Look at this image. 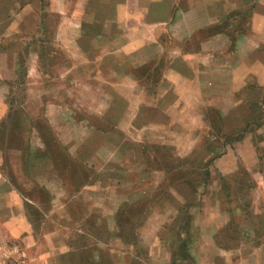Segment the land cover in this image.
Segmentation results:
<instances>
[{
    "label": "crops",
    "instance_id": "1",
    "mask_svg": "<svg viewBox=\"0 0 264 264\" xmlns=\"http://www.w3.org/2000/svg\"><path fill=\"white\" fill-rule=\"evenodd\" d=\"M235 1L48 0L45 15L31 18L34 2L0 0V130L7 136L10 124H19L11 114L19 71L27 93L17 104L33 120L20 129L25 148L0 142V264H94L96 258L77 254L87 250L74 246L70 234L91 215L109 229L96 252L108 244L123 259L113 264H128L138 248L147 250L150 264H172L182 238L168 226L185 205L187 250L197 259L194 247L215 249V233L231 218L217 207L223 177L241 166L264 200V121L258 116L249 129L251 111L241 118L237 112L264 108V0L248 7ZM235 9H248V17L241 24L223 20ZM51 26L57 47L48 51L43 37ZM26 39L35 47L20 63ZM165 40L176 46L167 48ZM165 52V69L143 82L139 69ZM44 72L57 89L37 117L31 106L42 104L36 89ZM77 86L87 91L78 95ZM243 122L241 135L230 139ZM14 154L29 185L46 193L45 208L10 179L3 165ZM199 186H207L203 197ZM153 193L157 198L148 201ZM206 201L210 212L203 211ZM138 205L127 217L129 224L140 220L131 241L121 219ZM79 231L90 233L84 225ZM240 249L264 252V240ZM247 263L241 256L235 264Z\"/></svg>",
    "mask_w": 264,
    "mask_h": 264
},
{
    "label": "rangeland",
    "instance_id": "2",
    "mask_svg": "<svg viewBox=\"0 0 264 264\" xmlns=\"http://www.w3.org/2000/svg\"><path fill=\"white\" fill-rule=\"evenodd\" d=\"M19 1H25V0H19ZM29 2H34L36 5V8L34 9V12L30 14V17L33 18V16L38 17V12H42V16L45 15L46 11L44 10L45 5L47 4L48 0H26ZM182 5H185L187 3V0H181ZM40 2V3H39ZM252 0H236V6H250L252 4ZM14 8V7H13ZM11 9L14 11L15 9ZM41 8V9H39ZM242 8V7H241ZM39 9V11H38ZM86 13L91 14V11L88 10ZM248 17V9H243V10H237L235 9L234 11L229 12L226 16L225 19L226 21H231L234 20L237 23L241 24L246 18ZM31 29L33 28L32 25H30ZM54 27L51 26L48 28V30H45L44 34V39L45 43H43V46L45 49L48 51H51L52 49H55L57 47V42L55 39H51V36L54 33ZM47 36H50L47 38ZM200 40H197L193 42L192 44H198ZM25 48H26V55H21V58L19 59L20 63L23 61V63H27L30 59V55H28L29 47L32 50L34 46V41L30 39L25 40ZM164 45L168 48H173L175 47V41H169L165 40ZM43 47V48H44ZM188 46H185V48H188ZM44 51V50H43ZM28 52V53H27ZM24 59H23V58ZM167 52H165L162 56L157 58L154 61V66L155 68L159 69L160 72H162L165 69V66L167 64ZM42 65H45L47 62L46 60L41 62ZM19 69L21 67H18ZM157 72V73H160ZM43 79H46L44 82L39 85L40 88L36 89L37 95L40 92V95L42 97L41 99V105L39 106L38 104H35L34 106L32 105L33 109V115L37 116L40 113V107L43 105V101L45 99H51L54 97H51L50 94H52L53 88L56 90L57 86H54V84H51V81H47L49 78V74L47 72H44ZM16 80L19 82V85L15 88L12 89V94L11 98L13 101V105L11 108H15V110L12 111V120L18 121L19 124L16 125V129H12L13 123L10 124V129L8 131V138L6 136V129L0 130V142L3 141V146L4 148H25L26 147V138L23 136V132H21L20 129L26 128L27 124L29 122L33 123V120L30 119L29 117L25 116L23 112L19 109V105L17 103L22 100L25 96V88L21 87V84L23 83L24 80V75L22 71H19V73L16 76ZM14 86V84H13ZM87 91L84 87L82 86H77L75 87V93L80 95ZM30 92V91H28ZM33 93V91H32ZM264 108H257V106L253 105L249 109V107L245 108L241 107L239 110L237 109V112L239 113V117H245L247 116H252L255 117L254 121H250V125L248 126L249 129L255 128V126L259 123L256 121V118L259 116L260 121H264ZM251 111V113H250ZM38 117V116H37ZM12 121V122H13ZM41 126L44 128V124L41 121V119L37 120ZM239 122L240 120H236ZM235 122V123H237ZM233 122H227V125H231ZM247 122H243L240 124L237 129L234 131H237L235 133L238 134L240 129L242 128V125L244 126ZM3 137V138H2ZM8 139V140H7ZM5 140H7L5 142ZM149 148H156L153 146H149ZM20 162L19 161V156L17 154L10 155L7 157L6 163H4L3 166H5V169L8 171V175L12 181L16 185H19V187L22 188L23 191L27 195L30 196H38L41 199V206L45 208L47 206V198H46V193L41 189H36L32 184L29 185V182L22 176V170H17L20 167ZM22 163V162H21ZM239 163V162H238ZM200 165V164H199ZM201 168H203L201 166ZM241 169V166H239ZM195 167L192 165L190 167L191 171H194ZM238 169L235 174L232 175V177L226 179L228 186L226 188V193H228V196H226L223 193L222 188L219 189V201H218V209L224 212H229L231 215V218L229 221L222 227H220L217 232L215 233L216 236V244L217 247L213 250H206L201 248L200 245H197L194 247V250L191 251L196 253L198 255L197 259L192 255L188 253V247L190 243V234H189V214L187 208H185L183 211H180V213L177 215V218L175 220V223L172 225H169L168 227L175 230L177 228V234L180 238H182V241L185 242V245L181 247V249H178L175 251L174 255V261L172 264H229V261L233 264H235L241 256L245 257L247 264H260L261 263V254L264 255L263 251L260 250H253L250 249L248 252H244L240 248L243 246H246V248L252 247L255 244L261 243V241L264 240V200L259 199V195L261 194L259 192L258 187H252L249 189H246V187H243L245 185L246 180L245 178L242 177L241 173L239 172ZM203 169H201L200 177H203ZM252 176V175H251ZM255 177V175H254ZM254 182L255 179L251 177ZM199 181V180H198ZM201 182V181H200ZM203 182V181H202ZM201 184V183H200ZM207 189V186H199L197 188L198 195H201V197L204 196L205 191ZM209 189H214V186H209ZM246 189V190H245ZM155 190V189H154ZM160 189H158L159 191ZM152 192V191H149ZM155 192V191H153ZM158 193H153V197H149V200H155L157 198ZM200 197V196H198ZM211 201H206L205 204H203V211L210 212V204ZM213 202V201H212ZM215 202V201H214ZM213 202V203H214ZM141 205L142 208L145 209V204H139ZM138 206L133 207L132 211L127 210L125 212L124 218L121 219V222H123V231L128 237L129 240L134 241L139 235L137 234L138 231L135 228L138 223H140V220L137 221L135 219L132 220V223L129 224V220L127 217L130 216V213L134 215L136 213L133 210H137ZM140 209V208H139ZM138 209V210H139ZM137 210V211H138ZM130 212V213H129ZM188 222V224H187ZM58 223L59 225L63 224V220H55V224ZM86 226L88 232L90 231L89 234H84L83 232L79 231V229H82V226ZM105 230H103V226H97L95 218L91 215L87 220H85L84 224H81L80 226H74L73 228H70L72 232L71 234V242L73 243L74 246L80 248L81 245L85 246V251L84 253H77L80 256H90L93 259L94 264H113L114 262H122V258L118 253H113L110 251V246L107 244L106 245V250L105 251H99L96 252L98 240H103L104 238L108 240L109 238V229L108 226L106 225ZM136 235V236H135ZM200 238V237H199ZM161 244L166 243L165 240H160L159 241ZM107 243V242H106ZM193 243V242H192ZM195 251V252H194ZM162 252V251H161ZM160 252V253H161ZM159 253V254H160ZM76 252L74 253V258H77ZM252 254V256H251ZM87 255V256H86ZM98 256V257H97ZM228 257V261H225ZM250 257H252V261L249 260ZM99 258V259H97ZM128 264H150V256L147 250L144 248H138L136 255L133 258H130L127 260Z\"/></svg>",
    "mask_w": 264,
    "mask_h": 264
},
{
    "label": "trees",
    "instance_id": "3",
    "mask_svg": "<svg viewBox=\"0 0 264 264\" xmlns=\"http://www.w3.org/2000/svg\"><path fill=\"white\" fill-rule=\"evenodd\" d=\"M154 61L151 63L150 67H147V68L142 67L141 69H139L138 76H139V78L142 79L143 82H144V79L146 80V78L151 82L154 78H157L161 74V72L159 71V69L155 68ZM157 72H160V73H157ZM144 76H145V78H144ZM240 135L241 134H236L233 137H230V139H233V138L236 139ZM239 172L241 173L242 177L245 178V180H246V182H245L246 184L243 185V187H246V189L252 188L254 186V181L249 176V174L244 169H240ZM208 175H209V172H208V170H206V172H205V178H207ZM203 178H204V176H203ZM222 181H223V183H222V187L221 188L223 190V193L224 192L226 193V188L228 186L226 177H223L222 178ZM225 195L228 196V193H226ZM187 207H188V205L183 206V208L181 209V211H183ZM187 224H188V222H187ZM184 245H185V242L182 241V244L179 247V249H181V247L184 246Z\"/></svg>",
    "mask_w": 264,
    "mask_h": 264
}]
</instances>
